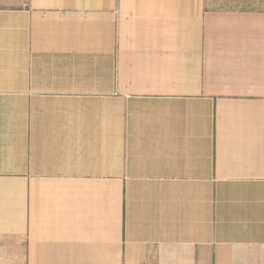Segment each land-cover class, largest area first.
Masks as SVG:
<instances>
[{
	"label": "crops",
	"instance_id": "0c3cea01",
	"mask_svg": "<svg viewBox=\"0 0 264 264\" xmlns=\"http://www.w3.org/2000/svg\"><path fill=\"white\" fill-rule=\"evenodd\" d=\"M0 264H264V0L0 7Z\"/></svg>",
	"mask_w": 264,
	"mask_h": 264
},
{
	"label": "rangeland",
	"instance_id": "374dc122",
	"mask_svg": "<svg viewBox=\"0 0 264 264\" xmlns=\"http://www.w3.org/2000/svg\"><path fill=\"white\" fill-rule=\"evenodd\" d=\"M25 0H0V7H12V6H22Z\"/></svg>",
	"mask_w": 264,
	"mask_h": 264
}]
</instances>
